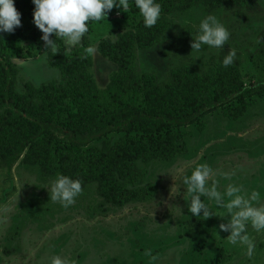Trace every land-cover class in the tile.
Masks as SVG:
<instances>
[{
	"label": "rangeland",
	"instance_id": "374dc122",
	"mask_svg": "<svg viewBox=\"0 0 264 264\" xmlns=\"http://www.w3.org/2000/svg\"><path fill=\"white\" fill-rule=\"evenodd\" d=\"M130 1L126 12L114 7L107 18L89 22V32L79 47L69 48L63 38L52 34L56 52L45 48L34 17L24 18L22 56L10 59L15 71L14 91L28 95L51 83H63V74L50 60L61 50L69 57L90 59L87 71L97 87L106 90L119 65L102 54L101 43L107 39L116 42L121 34L136 30L143 22L140 14L131 11ZM250 1L254 6L249 8L210 10L198 4L168 15L171 26L161 41L139 52L140 73L153 75L161 85L174 83L173 71L181 60L169 54V47L188 28L192 40L187 43L190 57L186 64L193 71H215L222 51L227 49L251 61L264 46L259 38L264 30V0ZM208 15L227 28L229 41L220 49L202 45L193 50L200 22ZM31 43L34 48L28 50ZM87 47H93L94 53H86ZM239 105L236 101L221 107L180 129L187 145L184 155L171 161H139L140 183L128 187L144 191V196L121 206L106 202L97 182H85L76 202L65 208L50 199L49 185L59 172L45 173L42 166L23 159L11 171L0 166V264H50L53 256L69 264H264V232H256L249 224L246 234L255 245L249 257L246 245L229 243L230 232L219 228L231 219L227 209L201 197L213 215L203 217L202 211L199 217L193 215L188 208L192 194L183 183L196 167L207 164L218 181V191L223 193L228 184L240 187L239 195L255 190L260 200L253 206L264 204V94L248 99L244 115L232 119L227 112ZM7 109L0 106V114ZM121 136L115 134L113 141ZM96 145L101 147L102 143ZM232 198L224 196L226 203Z\"/></svg>",
	"mask_w": 264,
	"mask_h": 264
},
{
	"label": "trees",
	"instance_id": "16d2710c",
	"mask_svg": "<svg viewBox=\"0 0 264 264\" xmlns=\"http://www.w3.org/2000/svg\"><path fill=\"white\" fill-rule=\"evenodd\" d=\"M157 2L162 11L155 26L146 28L142 22L116 42L101 43L102 54L119 65L106 90H100L87 71L90 59L69 57L61 50L50 60L63 74V83L20 95L14 91L10 59L22 56L23 19L34 17L35 5L32 0H15L21 26L13 33H0V106L8 108L0 114L1 167L11 171L23 159L42 166L45 173L79 179L82 188L85 182H97L101 197L121 206L144 196V191L128 187L140 183L139 161H171L184 155L187 145L180 129L236 101L239 107L227 113L232 119L240 118L247 100L264 94V46L251 61L235 52L228 67L222 61L231 50H223L215 71L199 74L186 64L190 28L169 47V54L181 60L173 71L174 83L161 85L153 75L140 73L139 52L161 41L171 26L168 15L198 4L210 10L254 6L250 0ZM130 3L131 11L140 14L134 0ZM259 38L264 45V30ZM33 48L31 43L28 50ZM115 134L122 136L113 141Z\"/></svg>",
	"mask_w": 264,
	"mask_h": 264
},
{
	"label": "clouds",
	"instance_id": "9594fccd",
	"mask_svg": "<svg viewBox=\"0 0 264 264\" xmlns=\"http://www.w3.org/2000/svg\"><path fill=\"white\" fill-rule=\"evenodd\" d=\"M35 5L34 24L42 31V40L46 49L56 52L55 41L57 37L63 38L69 48L81 46V41L89 32L88 23L98 22L107 18L114 7L126 10L129 8V0H32ZM135 7L139 9L146 28L155 26L161 17V5L157 0H134ZM21 26V13L15 7V0H0V33H13ZM199 35L192 43L193 50H200L202 45L209 49H220L229 41L230 33L214 15L205 17L199 25ZM55 34L56 39H51ZM93 47H87L86 53H94ZM236 56L235 50H231L224 57V67L230 66ZM19 62H23L21 59ZM224 178H229L224 174ZM211 180V186L209 181ZM183 183L187 186V192L191 195L188 205L189 211L199 217L201 211L203 217L209 218L213 213L201 197L215 202L220 208H226L230 221L221 223V231L230 232L228 242L236 245H246L247 255L251 257L254 251V242L246 234L248 226L256 232H264V204L253 206V202L259 203L260 193L252 191L249 194L239 195L242 189L233 184H228L223 193L218 191V181L213 178V169L207 164L195 168L190 177H185ZM50 199L59 202L67 208L76 202V198L82 193V182L69 176L60 174L50 182ZM234 197L230 202H225L224 196ZM146 255L151 256L150 252ZM154 258V257H153ZM50 264H69L68 260L60 256H53Z\"/></svg>",
	"mask_w": 264,
	"mask_h": 264
}]
</instances>
